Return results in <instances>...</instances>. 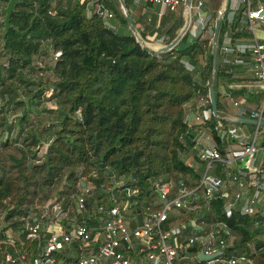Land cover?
Returning a JSON list of instances; mask_svg holds the SVG:
<instances>
[{
  "label": "trees",
  "instance_id": "trees-1",
  "mask_svg": "<svg viewBox=\"0 0 264 264\" xmlns=\"http://www.w3.org/2000/svg\"><path fill=\"white\" fill-rule=\"evenodd\" d=\"M7 1L0 0V9ZM99 1L20 0L10 15L4 39L0 11V240L10 235L29 257L46 237L30 239L22 232L25 217L36 206L44 207L50 201L73 204L82 189L88 188L86 215L110 201L109 195L115 193L112 187L119 181H124V187L138 189L137 195L129 197L131 201L151 200L152 184L157 180L170 181L175 194L181 184L190 189L199 179L182 158L195 134L187 131L184 117L186 104L195 98H206L210 107L212 51L211 44L206 46L208 35L200 31L192 36L186 30L174 47L151 54L136 41L118 0H102L112 13L108 20L112 27L96 12ZM123 1L131 17L130 0ZM207 1L215 14L222 0ZM250 3L264 5V0ZM243 20L240 11L230 24L226 14L220 20L213 83L218 110L219 84L233 81L232 73L219 62V49L224 36L231 43L251 37L246 29H239ZM169 21L171 25L164 31L167 43L178 34L184 19L181 13L168 14L158 29ZM116 24L122 27H113ZM146 26L149 34L157 30L155 20ZM119 29L126 32L119 33ZM260 29L264 32V26ZM137 30L142 38L146 36L145 30ZM261 41L264 43V35ZM57 51L60 54L53 62L51 55ZM47 52H51L50 64H36L34 58ZM43 71L53 79H47ZM224 90L232 98L241 94L227 84ZM43 101L51 104L40 110ZM10 106L19 113L8 120ZM46 112L54 116L35 133ZM43 141L48 144L39 154L36 145ZM212 203L216 216L219 202ZM186 216L184 220L190 214ZM84 218L86 224L94 223ZM227 222L235 235L228 254L244 253L252 264H264V223L255 226L250 217L238 212ZM56 258L75 264L66 249Z\"/></svg>",
  "mask_w": 264,
  "mask_h": 264
},
{
  "label": "built area",
  "instance_id": "built-area-1",
  "mask_svg": "<svg viewBox=\"0 0 264 264\" xmlns=\"http://www.w3.org/2000/svg\"><path fill=\"white\" fill-rule=\"evenodd\" d=\"M145 1L158 5L159 15L182 7L188 14L187 30L192 36L207 33L214 26V17L203 0L190 1L187 11L184 0ZM238 11L244 19L239 29H246L251 37L231 43L229 36H224L219 62L230 73L232 67L246 68L261 85L262 95L258 105L247 107L226 94L240 111L237 117L219 111L213 115L204 97L188 107L187 131L195 134L182 158L199 174L195 186L188 189L181 184L173 194L170 181L157 180L152 184L151 200L130 201L138 189L124 187V181H119L112 187L115 193L109 195L110 201L86 215L84 195L88 188L82 189L73 204L50 201L36 215L24 219L26 238L46 236L35 255L29 257L9 235L0 240V264H65L56 258L65 249L75 264H252L244 253L228 254L235 235L227 220L238 212L250 217L255 226L264 223V43L256 35L264 26V5L229 0L224 12L229 24ZM96 12L107 27H112L108 23L112 13L102 0L96 4ZM133 35L151 54L157 55L168 44L165 33L153 31L144 38L137 32ZM59 54L52 53L53 62ZM238 117L255 121L250 124L252 130L245 123L234 122ZM214 200L219 202L216 216ZM188 214L189 219L184 220ZM84 217L94 223L86 224ZM251 248L254 252L253 244Z\"/></svg>",
  "mask_w": 264,
  "mask_h": 264
},
{
  "label": "crops",
  "instance_id": "crops-1",
  "mask_svg": "<svg viewBox=\"0 0 264 264\" xmlns=\"http://www.w3.org/2000/svg\"><path fill=\"white\" fill-rule=\"evenodd\" d=\"M130 14L131 17L136 21L135 23V29L138 33L139 31H144L145 35H148L149 33L146 30V25H148V22L151 20H155V27L157 28L156 31L161 33V35L164 33L165 29H167L172 21H169L167 24H165L163 27L158 29L160 21L163 19L164 16H167L168 14L174 13L175 16H178L180 13L184 19L183 24L186 20V14L184 12V9L182 7H179L176 11L171 12L168 10H164L161 15L158 14L160 11V8L156 4H152L149 2H146L145 0H130ZM180 12V13H179ZM183 26V25H182ZM113 27L115 28H121L122 26L120 24H116ZM181 29V28H180ZM248 71H232L231 73V79L232 82L225 83L222 81L218 86V92L220 93V109L218 110L223 115L230 116V117H237L240 114V111L237 110L232 103L226 98V92L224 90V86L227 84V87L233 91H241V94L238 96V98H233L235 100H239L242 102L243 105L247 107L256 106L260 102V98L262 95V88L261 85L257 80L254 79V75L251 73H247ZM228 95V94H227ZM230 96V95H229ZM231 97V96H230ZM247 127H251L250 124L246 125Z\"/></svg>",
  "mask_w": 264,
  "mask_h": 264
},
{
  "label": "water",
  "instance_id": "water-1",
  "mask_svg": "<svg viewBox=\"0 0 264 264\" xmlns=\"http://www.w3.org/2000/svg\"><path fill=\"white\" fill-rule=\"evenodd\" d=\"M19 2H20V0H8L5 7L0 9V11L4 14L1 39H4L7 31L10 28V23H9L10 15H11L12 11L14 10L15 5ZM118 2H119L120 9L122 10L124 16L127 19V22L129 24V29H131L133 32H136L135 25H134L130 15L128 14L126 8H125L124 1L118 0ZM184 3H185L186 11H187L188 7L190 6V0H184ZM228 5H229V0H224V3L222 5L218 15L214 20L213 32H212V37H211L212 77H211V83L208 87V98H209L210 108H211L213 115H217V111H218L216 99H215V93H214V89H213L214 69H215L216 60H217L216 40H217V34H218V30H219L220 20L223 17L224 12L227 9ZM188 18H189L188 14L186 13L185 23L181 27L179 33L175 36V38L171 42H169L166 46H164L161 49V51H166V50L171 49L172 47H174L176 45V43L178 42V40L180 39L182 34H184L185 31L187 30ZM234 122H240V123H245V124H254L255 121H253L251 119H245L242 117H238L237 119L234 120ZM48 168H50V166H48ZM82 185H84V183H82ZM142 206H145V203H142Z\"/></svg>",
  "mask_w": 264,
  "mask_h": 264
},
{
  "label": "rangeland",
  "instance_id": "rangeland-1",
  "mask_svg": "<svg viewBox=\"0 0 264 264\" xmlns=\"http://www.w3.org/2000/svg\"><path fill=\"white\" fill-rule=\"evenodd\" d=\"M203 2L205 3V7H206V9L212 14V16L214 17V20H215V18L217 17V15H218V10H220L221 9V7H222V5H223V3H224V0H222L221 1V3H220V5H219V7H218V9H217V11H216V13L214 14L213 13V11L212 10H210V9H212L211 8V6H210V2H208L207 0H203ZM4 7V6H3ZM2 7V8H3ZM210 8V9H209ZM3 17V16H2ZM211 30L213 31V28L212 29H210V31H208L206 34L208 35V38H207V47L209 46V44H210V41H211ZM178 31H180V29L178 30ZM118 32L119 33H124V32H126V30H123V29H119L118 30ZM132 33H133V31H132ZM165 33V32H164ZM179 33V32H178ZM256 35H258V37H262L263 35H264V32L261 30V29H258V30H256ZM51 53V52H50ZM50 53H48L47 52V54L46 53H42L41 55H38L36 58H34L36 61H35V63L36 64H40V66H42V65H44V64H50V62H49V55L48 54H50ZM247 58V57H246ZM200 61H202V59H200ZM246 70V68H244L243 66H236V67H232V71H245ZM43 73L45 74V76H48V78L47 79H49V80H52L53 79V77H52V74L51 73H48V72H46V71H43ZM247 73H251V72H247ZM23 99H24V101L25 102H27V99L26 98H24V97H22ZM198 100L195 98L192 102H190V103H187L186 105L187 106H191L190 104H193V103H196ZM26 104H28V102L26 103ZM51 104V102L50 101H43L42 103H41V105H39V109L41 110V109H45V108H47V107H49V105ZM2 104L0 103V106H1ZM186 107V106H185ZM12 108H13V106H10L9 107V109L8 110H11V112H9L8 110H7V114H6V118L8 119V120H11L13 117H16L17 115H18V113H19V111L18 110H13L12 111ZM43 116L41 117L40 116V118H39V120H41L40 122V124H39V126H37L35 129H34V131H35V133H39L40 132V130L42 129V126H45V125H48L49 123H50V118L51 117H53L54 116V114L53 113H50V114H48V112H46V113H43L42 114ZM185 117H187V115H185ZM185 117H184V121H185ZM37 119V118H36ZM248 129L251 131L252 130V128L251 127H248ZM13 132H14V134L12 133L11 134V138L12 139H14V137L16 136V134H15V132H16V130H14L13 129ZM47 144H48V142L46 141V142H44L43 141V143H41L40 145H36V148H38V153L40 154V153H42L44 150H45V147L47 146ZM172 175V174H171ZM172 177H173V175H172ZM174 178V177H173ZM35 209H37L36 211H33L32 213H31V209H30V216H34V215H36L37 214V212L39 211V209H40V207L39 206H36L35 207Z\"/></svg>",
  "mask_w": 264,
  "mask_h": 264
}]
</instances>
